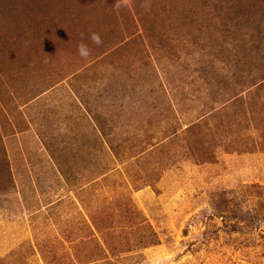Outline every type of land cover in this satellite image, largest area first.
Instances as JSON below:
<instances>
[{"label": "rangeland", "instance_id": "1", "mask_svg": "<svg viewBox=\"0 0 264 264\" xmlns=\"http://www.w3.org/2000/svg\"><path fill=\"white\" fill-rule=\"evenodd\" d=\"M0 264H264V0H0Z\"/></svg>", "mask_w": 264, "mask_h": 264}, {"label": "clouds", "instance_id": "2", "mask_svg": "<svg viewBox=\"0 0 264 264\" xmlns=\"http://www.w3.org/2000/svg\"><path fill=\"white\" fill-rule=\"evenodd\" d=\"M124 5L122 4H117L116 7L119 8V7H122ZM145 7H148V5H145ZM88 39L93 43L95 44L96 46H102L103 44V39L101 37V35L99 33H96V32H92L89 34V37ZM77 53L80 57L84 58V59H87L89 57V55L91 54V50L90 48L88 47L87 44L85 43H80L78 46H77Z\"/></svg>", "mask_w": 264, "mask_h": 264}]
</instances>
